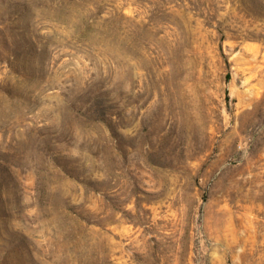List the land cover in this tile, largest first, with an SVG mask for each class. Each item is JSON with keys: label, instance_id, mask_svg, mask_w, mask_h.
I'll return each instance as SVG.
<instances>
[{"label": "rangeland", "instance_id": "1", "mask_svg": "<svg viewBox=\"0 0 264 264\" xmlns=\"http://www.w3.org/2000/svg\"><path fill=\"white\" fill-rule=\"evenodd\" d=\"M0 0V264H264V0Z\"/></svg>", "mask_w": 264, "mask_h": 264}, {"label": "trees", "instance_id": "2", "mask_svg": "<svg viewBox=\"0 0 264 264\" xmlns=\"http://www.w3.org/2000/svg\"><path fill=\"white\" fill-rule=\"evenodd\" d=\"M190 1H191V0H188L189 3H192V2H190ZM193 1L195 2V1H199V0H193Z\"/></svg>", "mask_w": 264, "mask_h": 264}]
</instances>
